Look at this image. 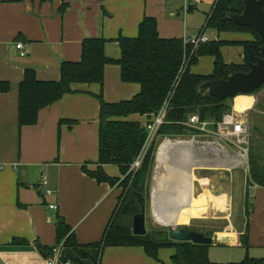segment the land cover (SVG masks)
Wrapping results in <instances>:
<instances>
[{
    "label": "crops",
    "instance_id": "crops-1",
    "mask_svg": "<svg viewBox=\"0 0 264 264\" xmlns=\"http://www.w3.org/2000/svg\"><path fill=\"white\" fill-rule=\"evenodd\" d=\"M206 1L212 7L215 0ZM199 4L192 3L185 13L183 0H0V82L11 85L9 93L0 94V264H48L52 256L44 257L35 244L57 247L58 217L71 227L82 253L88 255L80 257L60 245L65 262L172 263L173 249L161 250L159 261H155L142 248H106L100 253L96 248H88L101 241L122 194L119 187L100 185L82 169L84 165L91 171L97 168L98 96L103 91L105 102L126 101L140 92V86L124 84L119 66L109 65L103 88L96 84L75 85V93L42 110L36 125L22 129L18 124V90L28 69L34 70L40 81H58L63 62L81 60L86 39L107 40L106 56L119 59L117 39L136 38L146 17L157 20L163 39L196 38L206 20V13L204 19L199 17ZM190 15L196 18L191 27ZM205 35L210 41L253 40L247 33L219 34L207 30ZM17 43L24 44L25 57H21ZM222 55L226 64L244 62L241 45L224 46ZM213 70L214 59L204 57L191 71L208 76ZM254 106L255 103L248 109L247 116ZM64 120L75 124L60 125ZM129 120L148 123L147 117L133 116ZM239 150L198 133L162 136L156 141L147 199L152 213L162 215L175 206L180 209L177 215L189 210L207 213L201 219H232L231 227L213 237L215 244L209 250V259L214 263H238L247 253L252 258L264 257V187L255 184L247 188L245 183L244 204L248 192L253 210L248 218L242 210L243 218L233 222V173L237 169L232 163ZM104 170L111 177L122 178L116 166H105ZM43 178L48 180L52 196H45ZM222 196L225 211L220 208ZM171 202L173 206L168 207ZM53 204L57 211L49 208ZM246 223L248 250L241 241ZM224 237L229 243L218 245L217 239ZM15 240L26 243L14 245Z\"/></svg>",
    "mask_w": 264,
    "mask_h": 264
},
{
    "label": "trees",
    "instance_id": "trees-1",
    "mask_svg": "<svg viewBox=\"0 0 264 264\" xmlns=\"http://www.w3.org/2000/svg\"><path fill=\"white\" fill-rule=\"evenodd\" d=\"M244 10L242 0H215L211 10L206 14L205 25L201 33L215 30L219 34L247 33L253 40L246 42L210 41L194 50L191 45L185 46L183 39H163L158 30L155 18L146 17L139 26L136 38L117 39L121 56L115 60L105 54L107 40L103 38L86 39L82 44V57L79 62H63L58 81H40L34 70L25 72L24 80L18 90V124L19 128L37 124L42 110L53 106L65 95L75 93L74 86L78 84H105V70L109 65L120 68V78L124 84H137L140 92L130 100L117 103L105 102L103 91L98 96L100 101L98 161L94 171L83 166V172L98 184L119 187L122 194L111 217L108 227L100 242L88 248H96L99 253L106 248H142L145 254L159 261V253L163 249H173L171 264H264L263 258H252L248 255L238 263H214L209 259L211 246L178 243L170 240L169 230H147L146 236H135L132 232L133 217L141 212L133 193L142 194L148 199V182L154 163L156 143L149 149L141 167L131 173V166L138 159L148 137L146 124L129 120L130 117H147L148 123L158 115L163 104L172 94L165 123L160 127L158 136H184L196 134L198 131L186 126L191 115H198L202 121L220 122L224 115L233 109V98L219 100L202 94L201 85L207 82L227 79L235 73H247L262 56L263 43L260 36L252 29L241 27L229 20L231 15L241 14ZM230 45H241L244 51V62L241 65L226 64L222 48ZM214 59V70L211 75L192 73V67L200 58ZM188 66L175 86L184 60ZM264 86L260 90H262ZM8 82H0V94L10 92ZM259 90V91H260ZM257 91V92H259ZM255 92V93H257ZM74 125L75 121L64 120ZM60 137V133H59ZM250 151V177L248 187L259 185L264 187V168L254 160ZM105 166H116L121 176H109ZM263 168V169H262ZM253 210L250 196L246 193L245 217ZM188 228V227H186ZM190 230L204 233L212 238L222 229H211L206 226L192 227ZM57 246L72 249L80 257H88L82 253L71 227L61 218H57ZM241 241L248 250V223ZM26 241L15 240L14 245L25 244ZM35 247L44 256H52L54 247ZM65 261V260H64Z\"/></svg>",
    "mask_w": 264,
    "mask_h": 264
},
{
    "label": "built area",
    "instance_id": "built-area-1",
    "mask_svg": "<svg viewBox=\"0 0 264 264\" xmlns=\"http://www.w3.org/2000/svg\"><path fill=\"white\" fill-rule=\"evenodd\" d=\"M184 1V12L188 13L190 6L194 2H199L200 0H183ZM184 45H191L194 47V50L197 49L200 45L209 43V38L205 33H201L196 38H185L183 39ZM17 50L20 52L21 57H25V48L23 43L16 44ZM188 66L187 59L184 60L182 68L175 82V86L178 84L180 77L184 74ZM172 94L169 95L168 99L163 104L160 112L155 116L152 122L146 124V129L148 131V137L146 143L142 149L141 154L138 159L131 166L130 172L135 173L142 165L146 154L149 149L156 143L158 139V132L160 127L165 123V118L167 115L169 102ZM255 103V100H254ZM247 111L244 113H238L234 109L226 115L218 123H213L210 121H202L198 115H191L186 123V126L198 131L199 135L207 136L219 140L220 142L226 144L229 143L231 146H236L240 150L238 155L233 159V164L235 169H244L249 171L248 159H249V146H250V137H251V127L247 118ZM220 144V143H219ZM236 161V164H235ZM238 162V163H237ZM41 185L45 189V196H52L54 194L53 190L49 188V182L46 178L42 179ZM49 208L53 211H57V205H50ZM48 264H70L65 262L62 255V247L57 246L52 250V257L49 260Z\"/></svg>",
    "mask_w": 264,
    "mask_h": 264
},
{
    "label": "water",
    "instance_id": "water-1",
    "mask_svg": "<svg viewBox=\"0 0 264 264\" xmlns=\"http://www.w3.org/2000/svg\"><path fill=\"white\" fill-rule=\"evenodd\" d=\"M244 10L241 14L231 15L229 20L234 24L252 29L257 33L263 46L256 64L251 66L247 73H235L227 79L207 82L201 85L202 94L219 100L235 99L238 96H246L259 91L264 86V0H242ZM141 208V212L133 217L132 232L135 236H146V210L147 200L140 193H133ZM170 240L178 243H192L194 245L212 246L215 239L205 236L204 233L190 230L186 227L173 228L169 233ZM218 245L229 243L228 238L217 239Z\"/></svg>",
    "mask_w": 264,
    "mask_h": 264
},
{
    "label": "rangeland",
    "instance_id": "rangeland-1",
    "mask_svg": "<svg viewBox=\"0 0 264 264\" xmlns=\"http://www.w3.org/2000/svg\"><path fill=\"white\" fill-rule=\"evenodd\" d=\"M199 3H200L199 7H198V11L200 12L199 17L202 20V18L204 19V16H205L204 14L205 13L208 14L210 12V10H211L210 6L211 5L208 4L206 0H200ZM195 19L196 18L193 15H190L188 17L189 27H191V25H193ZM191 33L193 34L194 32L191 31ZM249 96L253 97L255 100V106L252 108L253 110H251V112H249L250 114L247 117L248 122L250 123V127H251V137H250L249 149L252 150V155L254 157V160H256V162L259 163L260 165H262V167L264 168V88L262 89L261 92L253 93V94H250ZM234 148L236 151V146ZM248 165H249V171H246V173L242 170H239V169L235 170L233 173L234 174L233 180L235 183V193H234V197H233V202H231V203H233V207H234V210H233L234 211V213H233V215H234L233 219L234 220H233V222L235 221V224H236V222H239V219L243 218L242 217V210H245L244 186H245V183L248 184L247 183L248 181L246 182L245 178H246V180H248L250 177V171H251V168H250L251 167V165H250V151H249ZM175 169L179 170L178 168H175ZM176 170H175V172H176ZM215 173L219 175V170H216ZM174 177H175V179L173 180V182L175 183L177 181L175 174H174ZM124 178L125 177L122 176V178H120V179L123 180ZM247 187H248V185H247ZM222 201H223V204H221V200H220V205H221L220 208L223 211H225L226 210V202H225L224 196H222ZM159 202H161V201H159ZM170 206H173L172 202L170 205H168V207H170ZM173 207L174 208H172V209L168 208V211H165V214L156 216L155 214L152 213V210L150 208V203L148 201L147 202V210H146L147 230H149V231H152V230H169V231H171L173 228H176V227L192 228V227H202V226H206V227L211 228V229L225 230L226 228H229V226L232 222L231 218H230V222L228 220H226L225 218H222V219L216 218V219H212V220L201 219V217H204V215L207 214L205 212H202L201 214L195 213L196 215H193V217H189V219L187 221H185V220H168V221H165L164 219H167V218H169V219L175 218L176 215L178 214V212L180 211V209L176 208L175 206H173ZM182 211H184V210H182ZM239 212H240V214H239ZM182 213L184 215L186 214L185 216L190 215L189 210H185ZM214 235H213V237H214ZM213 249H218V248H213ZM232 262L236 263L237 261H227V262H219V263H232Z\"/></svg>",
    "mask_w": 264,
    "mask_h": 264
},
{
    "label": "bare ground",
    "instance_id": "bare-ground-1",
    "mask_svg": "<svg viewBox=\"0 0 264 264\" xmlns=\"http://www.w3.org/2000/svg\"><path fill=\"white\" fill-rule=\"evenodd\" d=\"M254 104V98L247 95V96H238L237 98H235L234 101V107L233 109L238 112V113H244L246 111H248V109ZM218 149V148H217ZM187 162V161H186ZM238 163V162H237ZM233 164V163H232ZM236 164V161H235ZM231 170V168H230ZM221 204H223V201L221 199ZM177 208V207H176ZM182 212V211H181ZM186 215V214H185ZM183 214H179L176 215L175 218H167L164 219L165 221L168 220H185L187 221L189 219V217H193V215H196L195 212H191L190 215L185 216Z\"/></svg>",
    "mask_w": 264,
    "mask_h": 264
},
{
    "label": "flooded vegetation",
    "instance_id": "flooded-vegetation-1",
    "mask_svg": "<svg viewBox=\"0 0 264 264\" xmlns=\"http://www.w3.org/2000/svg\"><path fill=\"white\" fill-rule=\"evenodd\" d=\"M262 90H260L259 92H261Z\"/></svg>",
    "mask_w": 264,
    "mask_h": 264
}]
</instances>
